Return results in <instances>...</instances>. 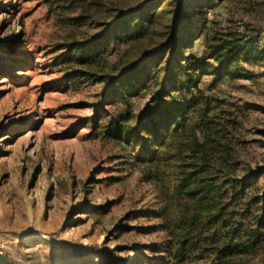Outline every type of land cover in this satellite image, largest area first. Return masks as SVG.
<instances>
[{"label": "rangeland", "instance_id": "obj_1", "mask_svg": "<svg viewBox=\"0 0 264 264\" xmlns=\"http://www.w3.org/2000/svg\"><path fill=\"white\" fill-rule=\"evenodd\" d=\"M150 1L0 0V264H151L165 237L166 167L154 173L139 147L105 130L111 115L125 106L136 114L150 95L111 104L98 78L156 50L176 0H157L149 33L110 45L90 78H66L63 62L66 44ZM200 10L194 20L208 33L237 29L256 42L234 72L200 76L188 120L204 131L222 124L238 176H256L246 200H258L241 218L256 240L243 259L264 264V221L255 230L252 220H264V0H204ZM202 47L197 39L193 51L204 55Z\"/></svg>", "mask_w": 264, "mask_h": 264}, {"label": "trees", "instance_id": "obj_2", "mask_svg": "<svg viewBox=\"0 0 264 264\" xmlns=\"http://www.w3.org/2000/svg\"><path fill=\"white\" fill-rule=\"evenodd\" d=\"M193 1L176 0L169 31L156 50L115 66V76L106 72L98 78L103 83L102 97L111 104L128 105L127 98L139 92L150 95L136 114L128 113L125 106L111 115L105 130L110 137L139 147L154 173L159 172L161 162L166 167L160 169L162 175L167 173L160 211L165 237L159 246H152L156 255L151 264H245L243 256L255 245L256 237L241 218L245 206L253 202V198L246 200V190L256 176L250 177L252 181L247 174L238 176L234 150L222 142L226 137L222 124L204 131L188 120L195 102L188 93L203 73L227 74L241 61L249 62L256 42L237 29L208 33L201 17L198 23L194 20L204 0ZM157 2L118 11L114 19L102 24L100 32L66 44L68 56L63 62L70 70L64 76L90 78L94 67H104L110 45L124 36L135 40L148 34L160 15L154 11ZM197 39L206 54L193 51ZM147 177L152 179L150 174ZM254 217L256 230L264 220L257 222Z\"/></svg>", "mask_w": 264, "mask_h": 264}]
</instances>
